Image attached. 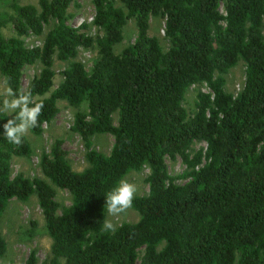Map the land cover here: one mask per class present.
Instances as JSON below:
<instances>
[{
  "label": "trees",
  "instance_id": "trees-1",
  "mask_svg": "<svg viewBox=\"0 0 264 264\" xmlns=\"http://www.w3.org/2000/svg\"><path fill=\"white\" fill-rule=\"evenodd\" d=\"M75 2L0 0V75L7 90L43 104L30 133L40 137L65 101L87 162L75 171L57 139L39 157L43 178L14 176V158L34 150L25 135L20 145L6 140L16 113H0V223L13 200L35 197L52 240L43 264H264V0H92L95 37L68 24ZM152 18L165 21L166 50L149 34ZM131 20L135 41L117 54ZM31 35H44L42 45L28 48ZM82 49L97 53L90 71L77 60ZM56 60L68 67L54 89ZM240 62L245 84L233 94L226 77ZM36 64L25 90L24 69ZM194 86L210 92L199 90L189 112ZM105 134L114 137L108 155L94 148ZM197 142L206 149L195 151ZM178 157L186 169L173 176L166 159ZM145 169L149 192L131 206L138 222L102 231L105 194ZM59 189L70 206L57 202ZM7 250L0 230V259ZM25 264H40L37 253Z\"/></svg>",
  "mask_w": 264,
  "mask_h": 264
},
{
  "label": "rangeland",
  "instance_id": "rangeland-1",
  "mask_svg": "<svg viewBox=\"0 0 264 264\" xmlns=\"http://www.w3.org/2000/svg\"><path fill=\"white\" fill-rule=\"evenodd\" d=\"M21 5H35L38 6L39 0H17ZM224 13V9H221ZM69 25L80 29L83 25H88V29H82V32H87L92 37L98 34L97 28L92 25L93 18L95 15L94 6L92 0H76L75 3L71 5L68 11ZM49 28H46L48 32ZM165 21L162 19H151V27L149 34L152 37H157L166 50L168 48V42L165 38ZM3 34L6 38H11L15 35L13 25L10 23L9 26L5 27ZM137 35V28L134 20L128 22L124 30V41L116 47V53L120 54L125 47L135 41ZM26 45L28 48H33L42 45L44 41L43 36H28L24 37ZM97 57V53L94 49L87 50L82 49L79 51L77 60L82 62L88 71L93 67V62ZM68 67L67 63H62L58 60L55 61L54 70L56 72L55 87L56 89L62 82V72ZM245 69L246 66L244 62H240L235 68H233L226 77V89L228 92L237 94L245 84ZM41 65L36 64L33 66H27L24 69L22 84L23 88L26 90L32 79L40 73ZM209 93L210 90L206 86L192 87L188 94L186 101L184 103L185 108L191 112L194 107L196 96L198 91ZM4 98L11 99L7 97V88L3 77L0 75V106H2V101ZM60 113L55 118V120L44 126V133L40 136H34L28 130L25 136L29 139L32 144L34 154L31 158H14L12 162L13 175L19 173L25 174L27 177H41L42 172L39 167V157L46 151L50 152L53 143L57 139H61L67 157L71 162L73 169L77 172L82 171L87 166L85 159V148L80 137L74 133L71 128L73 125V117L75 110L69 107L68 103L65 101H60L58 104ZM85 108V107H84ZM9 115L11 113H8ZM117 116H115V124H117ZM114 144V137L109 134L96 136L94 138V148L103 154H110L111 149ZM207 145L203 142H197L193 149L195 151L200 149H206ZM166 164L168 166L169 173L173 176L180 175L186 169L182 159L178 157L175 160L170 158L166 159ZM149 175V170L145 169L140 173H131L126 179L135 185L136 196H145L149 192V186L146 183V178ZM184 181H180L183 183ZM57 202L61 206H70L72 203V198L67 190H58ZM115 227L122 225L123 223L130 222L136 223L139 220V215L131 207L123 214L117 216L107 217ZM45 221L41 209L39 208L37 199L31 198L26 203L19 200H13L9 205L8 209L4 213L2 221L0 223V230L5 237L8 250L6 255L0 259V264H25L31 252H36L40 264H43L48 257L52 240L46 234L44 230Z\"/></svg>",
  "mask_w": 264,
  "mask_h": 264
},
{
  "label": "clouds",
  "instance_id": "clouds-1",
  "mask_svg": "<svg viewBox=\"0 0 264 264\" xmlns=\"http://www.w3.org/2000/svg\"><path fill=\"white\" fill-rule=\"evenodd\" d=\"M7 97H11V99H3L0 113H16V115L3 125L4 136L10 143L20 145L27 131L37 126L43 104L34 103L31 94L25 93L23 90L14 92L9 88ZM136 191L135 185L126 178H120L104 196L108 215L117 216L125 213L132 206ZM101 230L115 231L116 229L110 220L104 218Z\"/></svg>",
  "mask_w": 264,
  "mask_h": 264
}]
</instances>
